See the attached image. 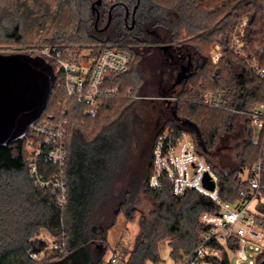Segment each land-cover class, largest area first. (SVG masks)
I'll list each match as a JSON object with an SVG mask.
<instances>
[{
    "label": "trees",
    "instance_id": "16d2710c",
    "mask_svg": "<svg viewBox=\"0 0 264 264\" xmlns=\"http://www.w3.org/2000/svg\"><path fill=\"white\" fill-rule=\"evenodd\" d=\"M95 1L59 0L51 21L54 32L60 35H47L44 42L60 45L66 58L71 56L65 44L121 45L133 60L128 72L111 85H120L123 94L104 101L92 117L85 114L83 104L54 84L40 119L57 117L64 106L69 112V201L65 206L29 175L26 142L32 137L30 132L24 140L0 146V264H102L110 247L109 230L121 213L127 222L139 215L133 246L119 248L127 256V264L161 263L162 243L168 244L174 261L185 259L199 244L201 215L216 213L218 207L194 190L177 197L168 182L158 190L148 185L156 137L168 126L186 128L180 120H190L199 127L200 152L217 172L219 194L225 201L240 199L241 173L259 159L260 144L254 139L249 117L207 107L199 101V94L203 89L225 90L231 96L230 107L242 111L264 101V77L253 74L246 59L231 49L236 23L248 15L245 39L264 67V0H116L108 10L103 9V1L98 21L91 9ZM33 10L21 0H0V40L22 42L23 28L28 24L45 28L44 19L33 20ZM63 12L70 19L65 20ZM41 16H50L49 9ZM217 43L226 55L214 64L209 54ZM189 63L193 70L180 88L176 78ZM52 67L55 70V65ZM155 90L161 96L176 98L173 104L165 100L154 104L148 161H137L131 168L126 165L130 149L141 146L137 133L129 127L114 137L112 130L135 97L146 100ZM239 121L244 126L243 147L226 163L221 142ZM115 159L123 161L125 171L112 164ZM91 160L100 162L95 173H102L92 183L85 177ZM122 172H127V179H118L116 175ZM141 194L152 200L147 210L138 206ZM42 230L55 237L64 235L67 252L37 263L29 253L30 238ZM205 262L231 264V258L226 255L223 262ZM256 264H264V253Z\"/></svg>",
    "mask_w": 264,
    "mask_h": 264
},
{
    "label": "built area",
    "instance_id": "2783aa9c",
    "mask_svg": "<svg viewBox=\"0 0 264 264\" xmlns=\"http://www.w3.org/2000/svg\"><path fill=\"white\" fill-rule=\"evenodd\" d=\"M248 21V16L244 15L236 23L231 49L246 59L253 74L264 77V67L250 52L245 39ZM93 47L96 52L84 59L79 54L66 58L58 46L52 44L32 47L29 54L43 56L55 65V88L64 89L69 98L85 106L86 115L95 117L104 101L123 94L121 86L111 85V82L128 72L133 56L114 43L94 44ZM209 55L217 64L226 52L217 43ZM230 99L225 90L203 89L199 94V101L207 107L231 110L249 117L254 139L260 144L258 161L245 167L241 173L242 188L237 201H225L220 197L219 176L201 154L196 135L190 130L168 126L154 142L149 187L162 189L168 182L177 197L194 190L209 197L218 207L216 213L201 215L203 231L199 244L176 264H201L205 260L223 262L226 255L235 257L237 264H256L264 253V101L250 111H242L231 108ZM68 126L69 112L64 106L57 117L39 118L29 128L32 137L26 142L30 177L41 188L51 190L60 206L69 201ZM206 175L215 183L213 190L204 185ZM108 264H127V256L114 249Z\"/></svg>",
    "mask_w": 264,
    "mask_h": 264
},
{
    "label": "rangeland",
    "instance_id": "374dc122",
    "mask_svg": "<svg viewBox=\"0 0 264 264\" xmlns=\"http://www.w3.org/2000/svg\"><path fill=\"white\" fill-rule=\"evenodd\" d=\"M21 1L28 3V5L35 10L32 16L33 20L36 18L45 20V25H44L45 28L38 27L36 26V24H32V25L28 24L29 26L26 27L24 26L23 28L24 39L22 42L17 43L14 41L0 40L1 53H11V52L29 53L32 47L49 44L44 42L45 41L44 37H47V35L49 37H53L54 34H58L54 32L53 30L54 24H52L51 20L54 13L57 12V9L59 7V0H21ZM103 1H104V5H103L104 10H108L109 7L112 5V3L116 2V0H103ZM47 9H49L50 16H46V17L41 16ZM63 16L65 17V20L70 19L68 15L64 12H63ZM216 24H218V22H216L215 25ZM184 34L186 35V33ZM183 40H191V39L183 38ZM176 43L177 42H173V44ZM93 44L86 45L80 43H72V44H65L64 47L69 45L68 46L70 47L69 54L71 55V57H74L75 55L79 54L80 58L84 59L85 57L88 56L92 57V55L96 52V49H94ZM157 44L158 43H153V45H157ZM56 46L58 45L56 44ZM59 46H58V50H59ZM192 70L193 69H191V71ZM181 85L182 84H180L179 86L180 88ZM173 97H174L173 95L161 96L160 93H158L156 90L153 93H151V95L146 100H141L140 99L142 98L141 96L135 97L134 100L129 105L128 109L125 111L123 117L121 118V121L115 125V127L112 130V135H115L114 137L120 136L122 133H124V131L127 128L130 127L133 131H136L137 139L138 141H140L141 144V146H137L136 148L131 147L130 155L126 162L127 166L133 168L134 163H136L137 161L138 163L139 162L146 163V161H148V157H149L148 144L151 142V138H152V133H151L152 132L151 130L153 128L152 120L155 115L154 104L161 100H165V103L173 104V101H175L176 98L175 97L173 100ZM180 122L182 123L181 120ZM243 128L244 126L241 124V122L240 121L237 122L233 133L226 135V137L221 142L222 147L225 146L226 149L225 152L222 153L223 156H225L224 161L226 163L230 162L231 159H234L243 147L242 146V141L244 139V137L242 136ZM122 163H123L122 160L119 161L117 159L113 160L112 162V164L115 166L117 164L120 165L121 167L120 169H123L124 167ZM88 167L89 168L87 169V175L85 176L86 179L89 180V182L91 181L97 182L98 181L97 179L102 176L101 175L102 173H95L97 172L96 168L99 169L101 167L100 162H98L97 160H91V162L88 164ZM124 171H125V167H124ZM123 174L124 172L119 173V176L118 175L116 176L118 177V179H120V176L121 177L125 176L124 179H127V172H125V175ZM134 174L135 173L132 172L130 176L133 177ZM137 203L138 206L142 207L145 210L149 209L152 206V200L142 194L140 200ZM138 218L139 215L136 216L135 219L136 222H138ZM125 219L126 218L124 214L121 213L118 216L116 224L109 230L108 241L110 243V247L107 253L105 254L104 261L102 264H108V261L110 260L113 254L114 247L119 250V248L120 247L122 248V246L123 247L127 246L130 248L133 246L134 239L132 238L131 230L129 228H125L123 230L124 226L122 225H124ZM120 231L122 232V236L119 238V243L113 247L112 246L113 238L115 237L117 238V235L120 234L119 233ZM64 237H65L64 235H62L61 237H55L52 234H50V232H48L47 230H42L40 233L33 235L30 238L32 248L29 252L32 259L37 263H41V262L50 261L56 258L59 254L66 253L67 246L65 244ZM161 246H163V249L165 248L167 250L169 249L167 243H162ZM231 264H237L235 257H231Z\"/></svg>",
    "mask_w": 264,
    "mask_h": 264
},
{
    "label": "water",
    "instance_id": "95a60500",
    "mask_svg": "<svg viewBox=\"0 0 264 264\" xmlns=\"http://www.w3.org/2000/svg\"><path fill=\"white\" fill-rule=\"evenodd\" d=\"M103 0L92 3V13L97 14ZM192 64L183 66L176 84H182L191 75ZM56 81L52 65L43 56L24 52H0V146L24 140L29 128L45 111ZM176 114V108H173ZM183 126L200 136L199 127L192 121L181 120ZM206 188L213 190L215 183L208 175Z\"/></svg>",
    "mask_w": 264,
    "mask_h": 264
},
{
    "label": "crops",
    "instance_id": "0c3cea01",
    "mask_svg": "<svg viewBox=\"0 0 264 264\" xmlns=\"http://www.w3.org/2000/svg\"><path fill=\"white\" fill-rule=\"evenodd\" d=\"M122 226H124L123 230L125 228H129L131 230V232H132V238L135 240V237H136V235H137V233L139 231L138 222H136V221H134V222H127V220L125 219L124 225H122ZM119 233L120 234L117 235V238L116 237L113 238V242H112V246L113 247L116 246L119 243V238L122 236V232L120 231ZM114 249H116V248L114 247ZM160 250H161L162 261L159 264H176L177 263L176 261H174L170 257V255H169V252H170L169 249L168 250L166 248L163 249V246H161ZM201 264H212V263H210V262H202Z\"/></svg>",
    "mask_w": 264,
    "mask_h": 264
},
{
    "label": "flooded vegetation",
    "instance_id": "af4514ba",
    "mask_svg": "<svg viewBox=\"0 0 264 264\" xmlns=\"http://www.w3.org/2000/svg\"><path fill=\"white\" fill-rule=\"evenodd\" d=\"M48 62V61H47Z\"/></svg>",
    "mask_w": 264,
    "mask_h": 264
}]
</instances>
